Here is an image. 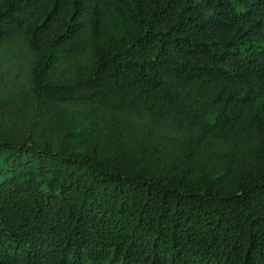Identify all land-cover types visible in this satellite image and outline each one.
I'll return each instance as SVG.
<instances>
[{
    "label": "trees",
    "instance_id": "16d2710c",
    "mask_svg": "<svg viewBox=\"0 0 264 264\" xmlns=\"http://www.w3.org/2000/svg\"><path fill=\"white\" fill-rule=\"evenodd\" d=\"M0 264H264V0H0Z\"/></svg>",
    "mask_w": 264,
    "mask_h": 264
}]
</instances>
